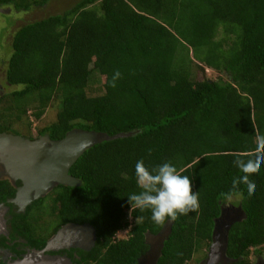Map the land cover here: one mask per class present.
Wrapping results in <instances>:
<instances>
[{"label": "trees", "instance_id": "1", "mask_svg": "<svg viewBox=\"0 0 264 264\" xmlns=\"http://www.w3.org/2000/svg\"><path fill=\"white\" fill-rule=\"evenodd\" d=\"M10 5L31 7L27 0H0V7ZM11 35L4 79L17 87L6 95L24 101L19 107L9 100L5 108L20 117L32 103L39 120L61 97L55 120L38 134L58 140L73 129L136 131L88 146L72 163L68 173L79 184H58L51 196L61 222L94 226L98 243L109 245L106 256L120 264H136L145 232L168 224L155 264H185L210 243L221 208L239 205L243 216L231 224L225 252L232 264H250V249L264 245V165L250 176L251 196L244 184L230 190L242 175L234 160L254 158L256 137L264 135V0H78ZM206 68L216 77H207ZM93 71L100 75L96 92L88 85ZM140 159L149 168L170 162L188 176L200 208L161 225L150 210L132 207L128 196L141 191ZM13 190L0 180V200ZM15 223L29 227L25 216ZM128 225V237L112 242Z\"/></svg>", "mask_w": 264, "mask_h": 264}, {"label": "flooded vegetation", "instance_id": "2", "mask_svg": "<svg viewBox=\"0 0 264 264\" xmlns=\"http://www.w3.org/2000/svg\"><path fill=\"white\" fill-rule=\"evenodd\" d=\"M6 83L4 79V84ZM7 85L9 86L8 89L12 86L8 83ZM3 95H0V97ZM0 125L5 126L3 129H0V132L20 135L23 138L34 140L44 135L38 134L37 132L35 134L20 133V130L10 125H3L2 123H0ZM46 146H48V144H46ZM0 180L8 181L14 189L12 195H8L3 200H0V203L3 205L0 208V218L2 219L0 220V264H120L119 260L113 263L111 259L106 256L109 245L104 246L103 243H98V236L94 226L87 222H61L58 219V205L57 203L53 204V202H51V196L55 192L58 183L52 182L53 184L50 188L40 193L35 183L32 182L28 187L29 190L27 194L29 195L17 198L18 190L22 188L26 190L27 187L25 188V186L28 182H24L23 179L19 177L14 178L10 176L1 159ZM35 194H38L37 198ZM42 198H44V200L40 202ZM228 205L225 207H228ZM20 216L26 217L29 223L28 228L22 227L19 224L17 225V222L15 223V220ZM129 219L131 222V218ZM68 223L82 224L86 225V227L82 228L73 238H67L61 241L53 240L52 242L57 231ZM129 225L121 231H118L123 232L125 236L119 237L116 235L117 232L112 236V242L127 238L130 230ZM167 225L168 224L162 228ZM160 232L161 229L157 233L145 232L144 242L146 244V249L136 258V264H139V258L143 255L144 259H140L141 264L156 263L161 253L163 241L166 238L165 236L160 247ZM93 235L94 238H92ZM158 246L159 248H157ZM157 250H160V252L157 258L154 259ZM204 250L205 251L202 252L199 258H194V256H192L191 259L194 260L192 264H210L207 261L208 247L204 248ZM233 262L234 259L227 256L226 259L222 258L218 260L216 264H232ZM250 264H264V250H262V252L256 251V257Z\"/></svg>", "mask_w": 264, "mask_h": 264}, {"label": "water", "instance_id": "3", "mask_svg": "<svg viewBox=\"0 0 264 264\" xmlns=\"http://www.w3.org/2000/svg\"><path fill=\"white\" fill-rule=\"evenodd\" d=\"M135 133L136 131L131 130L107 135L93 130L73 129L58 140L50 139L47 134L33 140L16 134L0 132V159L4 162L10 176L19 177L24 182H28L25 186L26 190L24 188L18 190L17 198H21L29 195L27 194L28 187L32 182L35 183L40 193L50 188L52 182L67 186L78 185L79 180L70 175L68 169L86 147L102 140L132 136ZM35 197L37 198L38 194H35ZM2 206L0 203V208ZM242 216L243 212L239 205H228V207L221 208L211 233L207 253L208 263L216 264L218 260L227 258L225 251L228 230L231 224ZM84 227L86 225L68 223L57 231L52 242L73 238ZM168 228V225L162 228L159 234L160 247L164 237L168 234ZM159 252L160 250L156 251L154 259L157 258ZM141 258L144 259V255L139 258V264H141Z\"/></svg>", "mask_w": 264, "mask_h": 264}, {"label": "clouds", "instance_id": "4", "mask_svg": "<svg viewBox=\"0 0 264 264\" xmlns=\"http://www.w3.org/2000/svg\"><path fill=\"white\" fill-rule=\"evenodd\" d=\"M119 76V72L114 74L113 86ZM255 144L254 158L234 160L242 175L233 178L230 191L237 192L239 185L244 184L250 196L254 193L256 184L250 176L258 173L264 165V135H257ZM135 176L141 191L128 196L129 201L132 207L140 211L150 210L151 220L156 224L162 225L166 220L175 221L179 215H187L200 208L199 193L193 190L192 180L181 175L170 162L149 168L140 159L135 164Z\"/></svg>", "mask_w": 264, "mask_h": 264}, {"label": "rangeland", "instance_id": "5", "mask_svg": "<svg viewBox=\"0 0 264 264\" xmlns=\"http://www.w3.org/2000/svg\"><path fill=\"white\" fill-rule=\"evenodd\" d=\"M27 1L31 3V7L27 9H15L12 5L0 7V95H3L6 92H10L12 91L11 89L17 87L11 86V88L8 89L9 86L7 85V83L4 84L5 65L9 55L11 54V34H13L18 26L24 23L41 19L49 15L62 13L78 0H47L42 4L34 3V1L38 2L39 0ZM222 35L223 34L221 33L217 34V38L222 37ZM228 36L231 37V35L229 34ZM189 55H191V53ZM198 64L199 63L195 58H193V60L190 62L192 78L199 77L200 71ZM205 74L207 77H216L215 71H212L211 68H206ZM88 85L92 88L93 92H96V88L100 86V75L98 72L93 71V73H91ZM25 97L27 99H32L34 98V95L33 93H31L27 94ZM0 99V123H2L3 125H10L15 129L20 130V133L25 132L28 134H35L36 132L38 133L39 129L42 126L54 121L56 112L60 109L62 103L61 97L59 95L56 97L54 96L46 106L43 116L39 120H37L32 114L33 110L35 109L33 108L32 103L27 104L25 112L23 113V115H20V117L16 116L15 112L13 111L14 109H10L9 111V109L5 108L6 106H8V104H10L9 100L13 105L22 107V102L24 101L23 97L12 96L9 99V96L4 94V98L0 97ZM116 235H118L119 237L125 236L123 232H118ZM209 244L207 246L203 244V247L194 254V258H199L202 252L205 251L204 248L208 247ZM262 250H264V245L251 248L247 257L249 262H252L255 259L256 251L262 252ZM193 261L194 260L191 259L185 264H192Z\"/></svg>", "mask_w": 264, "mask_h": 264}]
</instances>
